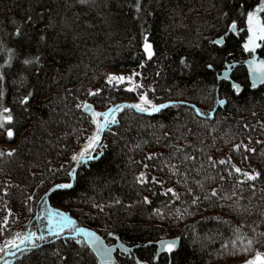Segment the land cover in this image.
Instances as JSON below:
<instances>
[{
  "label": "trees",
  "instance_id": "1",
  "mask_svg": "<svg viewBox=\"0 0 264 264\" xmlns=\"http://www.w3.org/2000/svg\"><path fill=\"white\" fill-rule=\"evenodd\" d=\"M132 3L133 0H109V7L88 12L82 11L75 0H0V36L5 39L7 33L15 27L12 21L21 23L26 15L33 17L28 31L35 40L39 39L41 29L45 28L49 20L59 24L65 17H80L77 22L79 26H74L73 31L64 32L59 27L48 29L47 43L55 44L56 50H46L48 55L44 71L40 72L38 78L30 77L29 88L35 86L37 95L31 101L28 112H24L14 103V100L25 92V89H19L12 83L16 77L10 76L6 83V103L13 107L19 129L14 142L5 143L4 137L0 136V149L7 151L19 148L18 155L11 160H0V182L11 181L13 184H19L18 188L11 189L10 197L6 198L8 207L14 213L10 222L18 220V223H11V232L21 231L25 226L33 231L43 228L46 222L35 219V213L43 206L39 197L54 183L70 182L64 172L53 177L48 168L63 165L65 169H70L75 166L70 165V155L84 141L87 134L75 131L88 128V114L74 108V96L76 102L86 98L101 107L134 103L137 93L126 92L125 85L119 88L105 87L101 97H86L85 89L100 88L104 84L101 74L107 73L108 70H138L143 76L140 82L147 87H156V95L163 102L185 99L196 104L202 111L210 112L212 118L195 117V113L187 105L165 110L155 118L126 109L118 116L120 124L112 126V131L116 134L105 132L103 143L107 148L100 159L89 161L77 168L79 176L86 179L81 180L73 189L60 190L58 194L50 193L47 197L49 203L68 212L79 225L94 229L107 243L116 241L106 235L105 228L114 230L126 245L132 246L133 242L136 245H148L134 247V253L144 259H151L156 254V246L154 243L149 244L150 241H158L161 237H180L182 252L179 259L183 264H240L237 257L221 255L222 243L234 238L231 227L212 219L219 217L221 220L230 221L232 226L241 222L242 217L227 206H220L228 202H204L198 209L190 207L187 202H177L169 209L164 207L167 197L156 195L150 196L152 205L137 206L130 218L121 206L105 207L104 212L92 207L96 202L101 205L112 204V197H119L124 205L134 203L138 199L137 193L141 189L133 180L142 168L138 163L131 161L140 162L148 153L167 155L169 149L164 146L163 141L160 144L154 142L155 130L149 125L164 122L172 127L177 116L180 122L188 123L207 143L212 142V136L208 135L207 128H197L194 119L203 125L216 126L219 129L217 133H213L217 136L215 142L221 149L219 152L213 151L215 158L229 155L233 163L240 167L251 163L260 170L264 166L258 157H252L250 161L242 163L240 154L231 152L230 146L219 139L227 132L229 136L235 135L238 141L244 136L241 128L244 122L257 125L258 121H264V93L258 89H250L249 81H245L246 70L241 62L248 55L241 54L239 39L230 36L226 48L235 54V59L230 58V62L239 63L233 69L236 82L248 86L242 98H232L228 95L227 87L216 93L220 98L230 100L224 107L216 105L211 97L205 99L207 90L212 87L211 75L193 77L177 63L178 58L187 53H192L197 63L202 64L207 60L206 53L192 47L200 40L196 29L200 28L206 36L215 37L218 33L211 30V25L216 24L219 34H223L230 20L217 21V11L208 12L206 9L211 3H216L218 7L224 5V10H228L227 6L234 3V0H142L146 14H142L140 19L136 18L134 8L129 7ZM248 3L253 4L254 0H248ZM193 20L195 24L192 23ZM182 21L188 27H181ZM89 24L93 27L88 28ZM74 34L77 37L75 39ZM144 35L150 37V41L154 42L158 50V57L150 62H146L142 50ZM200 43L209 49L212 48L202 40ZM258 54L264 58V49L258 50ZM212 55L219 59L223 56V51L213 52ZM140 63H145V68L140 69ZM221 70L222 68L218 69ZM157 72L161 73L160 77L155 75ZM219 84L217 81V85ZM173 85L176 87L169 95L166 89L173 88ZM66 88L72 90L73 95H68L67 100L63 101ZM180 90L184 91V96L178 95ZM253 110L258 114L256 117L251 116ZM252 134L255 136L257 133ZM145 140L149 141V144H142L143 150L135 148L137 143ZM189 141H195V136L189 137ZM97 155H100L99 152ZM144 163H149L152 175H158L155 165L159 161L145 160ZM41 174L45 179L44 189L36 187ZM224 187L228 188V185L225 184ZM179 190L183 191L182 188ZM32 193H36V198L26 201L25 197ZM28 207L32 208V212H28ZM157 208L166 213L164 219L153 215ZM184 208H188L192 215L177 218L176 209L183 211ZM4 215V200L0 199V218ZM243 219H247L249 223H259L256 215ZM260 230L264 229L258 228V231ZM244 231L250 237L253 235L247 228ZM260 239L261 243L256 247L264 251V238ZM49 240L52 243L38 242L41 243L43 251L37 249L34 254L18 252L17 258H11L12 264H51L55 257L50 253L61 247L63 237H49ZM160 255L158 264H165V254ZM114 257L121 261L127 260V257L118 252Z\"/></svg>",
  "mask_w": 264,
  "mask_h": 264
},
{
  "label": "snow or ice",
  "instance_id": "2",
  "mask_svg": "<svg viewBox=\"0 0 264 264\" xmlns=\"http://www.w3.org/2000/svg\"><path fill=\"white\" fill-rule=\"evenodd\" d=\"M75 3L82 11L88 12L109 7V0H75ZM129 7L134 8L137 19H140L142 14H146L142 0H133ZM227 7L228 10H224V5L218 7L216 3H211L206 9L208 12L217 11V21L221 19L230 20L226 24L223 34H219L216 24L211 25V30L218 33L215 37L206 36L200 28L196 29V34L200 40L204 41L206 45H211L212 48L205 47L200 43V40L195 42L192 47L206 53L207 60L202 64L197 63L193 59V54L187 53L180 56L177 61L178 65L182 66V69L193 77L198 75H211L213 77L212 87L207 90L205 99L211 97L215 104L220 107L230 103L229 99L215 95L222 88L227 87L228 95L236 99L244 96L248 86H242L241 83L236 82L233 73L236 65L230 62V58L235 59V54L226 48L230 36L239 39L241 54H247L250 57L241 62L247 66L245 81L250 79V87L264 93V87H262L264 86V59H260L256 55L258 50L264 49V0H254L253 4H249L248 0H234V3ZM79 19V15L71 19L65 17L59 24L49 20L45 28L41 29L39 39L35 40V37L28 31L32 25L33 17L26 15L21 23L12 21L15 27L13 31L7 33L6 39L0 36V61H2L0 62V136L4 137L5 143L14 142L19 134L14 109L6 103L8 95L6 83L9 77L15 76L16 79L12 83L17 85L19 89H25L24 94L15 99L14 103L18 104L24 112H28L31 101L37 95L35 86L29 88L30 77L38 78L40 72L44 71L46 56L48 55L46 50L48 48H51L53 52L56 50L55 44L49 45L47 43L46 33L48 29L59 27L64 32L73 31L74 26H79L77 23ZM192 23L195 24V20ZM180 26L188 27L183 21ZM87 27L91 28L93 25L89 24ZM73 38H77L75 34ZM142 50L146 62L158 57V50L148 35L143 36ZM221 50L223 56L219 59L212 55L213 52ZM145 66V63L139 64L140 69L145 68ZM221 68L223 71H218ZM155 75L160 77L161 73L157 72ZM101 78L104 80V84L95 90L85 89L86 97H101L105 87L119 88L121 85H126L127 87L124 88L126 92L137 93V102L112 104L106 109L97 110L94 104L89 103L86 98L76 102L74 96V108L80 110L81 113L88 114V128L76 129L75 131L87 134L84 136L81 146L70 155V165L75 166L70 167V169H65L63 165L48 168L53 177L64 172L70 182L54 183L48 191L44 192L42 197H39L43 206L39 212L35 213V219L46 222L43 228H38L35 231L27 229L11 232V223H18V220L10 222L14 213L8 207L6 198L10 197L11 189L18 188L19 184H13L11 181L0 182V199L4 200L5 211V215L0 218V262L2 264H12V259L17 258L18 252L34 254V250L43 251L41 243L38 242L52 243L49 237L56 239L63 237L61 247L55 248L50 253L55 257L51 264H158L161 260L160 253L165 254V264H183L179 259L182 252L180 237L172 239L161 237L158 241H150L149 244L155 243L157 251L151 259H144L134 253V247H147L148 245H136L135 242L132 246L126 245L122 241V237L117 235L114 230L110 231L105 228L106 235L112 237L113 241H121L118 246L109 245L95 231L80 226L72 215L53 207L47 199L50 193L58 194L60 190L73 189L81 180L86 179V177L79 176L77 168L86 165L89 161L100 159L104 149L107 148V145L103 143L105 132H111L112 135L116 134L112 131V126L120 124L118 116L124 113L126 109L155 118L157 114H163L165 110L187 105L195 113V117L212 118L210 112L202 111L196 104L189 103L185 99L163 102L156 95V87H147L143 82H138V78L140 81L143 80L142 73L139 71L133 70L130 75L103 73ZM53 79L55 82V78ZM217 81L220 82L219 85H217ZM175 87L173 85V88L166 89L169 95ZM65 93L66 95L62 98L63 101L67 100L68 95H73L72 90L67 88ZM178 95L184 96L185 93L180 90ZM101 102L103 101L101 100ZM257 115L255 110L251 111L252 117ZM194 122L197 128H207L208 135L212 136L211 143H207L188 123L180 122L178 116L172 127L164 122L149 125L155 130L153 132L154 142L160 144L163 141L164 146L169 151L167 155L148 153L140 162L131 161V163H138V166L142 168L133 180V183L141 189L137 193L138 199L134 203L124 205L119 197H112V204L101 205L96 202L92 204V207L104 212L105 207L121 206L130 218L137 206L152 205L153 200L150 199V196L156 195L167 197L164 207L169 209L177 202H187L194 209H198L204 202H228L226 205L221 204L220 206H227L242 219L238 225L232 226L230 221L221 220L219 217L212 218L218 223L228 224L234 236L228 242L222 243L221 255L237 257L240 259V264H264V251L256 247L257 244L261 243L260 238H264V230L258 231V228L264 229V166L260 170L253 167L251 163H246L245 167H240L233 163L232 157L229 155L224 158H215L212 154L213 151L219 152L221 149L215 142L217 136L213 133H217L219 129L216 126L203 125L195 119ZM241 128L244 136L238 141L235 135L229 136L227 132L219 139L230 146L231 152L240 154L242 163L250 161L252 157H258L261 164L264 165V121H258L257 125L244 122ZM252 133L257 134L253 136ZM191 136H195V141H189ZM224 137H228V139ZM79 138L78 135L77 139ZM169 141L174 142L169 143ZM142 144H149V141L137 143L135 148L143 150ZM18 152L19 148L7 151L0 149V160H11L18 155ZM98 152L100 155H97ZM145 160L149 162L159 161L155 165L158 175L151 174L152 169L149 163H144ZM48 163L51 164V161ZM33 178H35V173H33ZM225 184L228 185V188L224 187ZM213 185L218 186L214 187ZM36 187L44 189L43 174H41L40 182ZM181 188L183 189L182 192L179 190ZM144 192L148 194H143ZM35 198L36 193H32L26 196L25 200L33 201ZM27 210L32 212L31 207H28ZM176 211L178 213L177 218L192 215L188 208H184L183 211L176 209ZM153 215L164 219L166 213L157 208ZM253 215L258 217V224L255 221L249 223L247 219H243V217L250 218ZM29 224H31V220H29ZM245 228L253 234L251 237L244 231ZM208 239L211 240V237ZM117 247L127 257V260L121 261L118 257L113 256Z\"/></svg>",
  "mask_w": 264,
  "mask_h": 264
},
{
  "label": "rangeland",
  "instance_id": "3",
  "mask_svg": "<svg viewBox=\"0 0 264 264\" xmlns=\"http://www.w3.org/2000/svg\"><path fill=\"white\" fill-rule=\"evenodd\" d=\"M135 71H138V70H135ZM132 72V71H131ZM131 72H126V71H118V70H108L107 71V73H118V74H124V75H130L131 74ZM140 72V71H139ZM138 82H140V80H139V78H138ZM126 86V85H125ZM127 87V86H126ZM88 102L89 103H92L91 102V100H88ZM135 102H137V99L134 101V103ZM108 106H111V105H108ZM108 106H97V105H94V107H96L97 108V110H103V109H106ZM83 142H81V144H82ZM81 144H79V146L76 148V149H78L80 146H81ZM28 228H25V229H23V230H27ZM109 244V243H108ZM9 259H11V258H9ZM0 264H2V262L0 263Z\"/></svg>",
  "mask_w": 264,
  "mask_h": 264
},
{
  "label": "water",
  "instance_id": "4",
  "mask_svg": "<svg viewBox=\"0 0 264 264\" xmlns=\"http://www.w3.org/2000/svg\"><path fill=\"white\" fill-rule=\"evenodd\" d=\"M257 57L258 58H260V59H264V58H262V57H260L259 56V54H258V51H257ZM248 58H250V57H247L246 59H248ZM245 59V60H246ZM231 63H233V64H235L236 66L239 64L238 62H231ZM242 64V63H241ZM243 66H244V68H245V70L247 71V66H246V64H242ZM221 71H223V69L221 70ZM249 81V87H250V79L248 80ZM250 89H252L251 87H250ZM80 226H82V227H87V226H84V225H80ZM89 228V227H88ZM90 230H92V231H95L94 229H92V228H89ZM96 232V231H95ZM97 233V232H96ZM98 234V233H97ZM99 235V234H98ZM165 239H172V238H165ZM105 243H107L106 241H105ZM121 243V241H116V242H114V243H109V245H112V244H115V245H119ZM108 244V243H107ZM155 244V243H154ZM156 251H157V249H156ZM116 252H118V253H121L120 251H119V248L117 247V251ZM115 252V253H116ZM115 253H113V256H114V254ZM122 254V253H121ZM160 254H164V253H160Z\"/></svg>",
  "mask_w": 264,
  "mask_h": 264
},
{
  "label": "bare ground",
  "instance_id": "5",
  "mask_svg": "<svg viewBox=\"0 0 264 264\" xmlns=\"http://www.w3.org/2000/svg\"><path fill=\"white\" fill-rule=\"evenodd\" d=\"M244 60H245V59H244ZM244 60H243V61H244Z\"/></svg>",
  "mask_w": 264,
  "mask_h": 264
},
{
  "label": "flooded vegetation",
  "instance_id": "6",
  "mask_svg": "<svg viewBox=\"0 0 264 264\" xmlns=\"http://www.w3.org/2000/svg\"><path fill=\"white\" fill-rule=\"evenodd\" d=\"M246 58H247V57H246ZM246 58H245V59H246Z\"/></svg>",
  "mask_w": 264,
  "mask_h": 264
}]
</instances>
